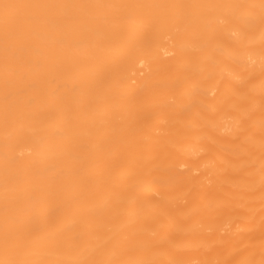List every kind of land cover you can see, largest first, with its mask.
<instances>
[{
    "label": "bare ground",
    "instance_id": "bare-ground-1",
    "mask_svg": "<svg viewBox=\"0 0 264 264\" xmlns=\"http://www.w3.org/2000/svg\"><path fill=\"white\" fill-rule=\"evenodd\" d=\"M0 264H264V0H0Z\"/></svg>",
    "mask_w": 264,
    "mask_h": 264
}]
</instances>
